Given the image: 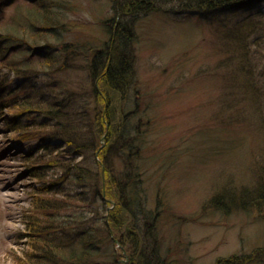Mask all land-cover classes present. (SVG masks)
Returning <instances> with one entry per match:
<instances>
[{
    "label": "trees",
    "instance_id": "trees-1",
    "mask_svg": "<svg viewBox=\"0 0 264 264\" xmlns=\"http://www.w3.org/2000/svg\"><path fill=\"white\" fill-rule=\"evenodd\" d=\"M21 1L0 0V114L2 108L9 110L3 121L20 132L17 140L34 139L37 148L51 155L28 167L38 181L30 195L35 218L27 217V233L19 237L28 238V247L14 263L166 264L157 231L159 211L147 207L136 163L143 140L131 121L138 103L134 100L133 109L128 104L129 96H136L135 22L147 12L211 17L264 0H109L112 15L99 21L108 38L100 46L66 39L74 26L68 15L76 12V0ZM11 6L12 16L3 19V10ZM254 21L235 23L221 37L233 42L235 54L242 57L237 73L243 79L236 84L238 76H233L232 85L259 112L264 109V27ZM250 24H255L251 31ZM8 74L13 80L4 79ZM258 115L264 133V117ZM21 118L26 124L19 123ZM116 159L122 162L120 170ZM257 166L255 183L225 186L206 206L224 214L263 213L264 156ZM49 170L54 173L47 178ZM105 242L113 251L103 259ZM254 253L218 264L264 259V247Z\"/></svg>",
    "mask_w": 264,
    "mask_h": 264
},
{
    "label": "rangeland",
    "instance_id": "rangeland-1",
    "mask_svg": "<svg viewBox=\"0 0 264 264\" xmlns=\"http://www.w3.org/2000/svg\"><path fill=\"white\" fill-rule=\"evenodd\" d=\"M76 1V12L68 15L74 26L66 39L100 46L108 34L99 21L112 15L111 3ZM13 11V6L5 8L2 18L7 20ZM260 14L264 15V3L219 11L211 17L184 11L147 12L135 22L136 96L130 95L128 104L133 109L134 100L138 103L131 121L143 140L136 163L147 207L159 211L157 231L166 264H218L230 257L247 258L256 248L264 247V212L224 214L206 206L223 187L250 186L259 175L264 133L257 123L258 114L264 117V109L253 112L240 95L242 91L232 85L233 76H238L236 84L243 79L237 73L242 57L235 54V44L221 36L238 22L262 21L264 27ZM249 27L251 31L255 24ZM4 79L13 80L9 74ZM233 101L239 102L238 106L233 107ZM1 112L0 264H15V256L29 243L19 235L27 233L26 222L35 218L30 195L31 186H37L38 181L28 167L34 159L45 161L51 154L37 148L34 139L17 140L20 132L3 121L9 110L2 108ZM20 121L26 124L25 118ZM131 134L138 135L135 131ZM115 166L122 168L120 159L115 160ZM53 173L49 170L46 177ZM107 247L105 242L106 253L100 258L113 251ZM241 264H264V259L251 258Z\"/></svg>",
    "mask_w": 264,
    "mask_h": 264
}]
</instances>
